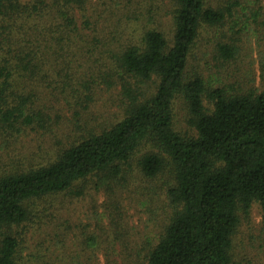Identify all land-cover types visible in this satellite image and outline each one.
Segmentation results:
<instances>
[{"label": "trees", "instance_id": "16d2710c", "mask_svg": "<svg viewBox=\"0 0 264 264\" xmlns=\"http://www.w3.org/2000/svg\"><path fill=\"white\" fill-rule=\"evenodd\" d=\"M9 1L0 0V12ZM47 1L36 0L35 8ZM52 1L83 7L89 0ZM176 3L172 40L152 28L140 43L130 44L121 34L105 30L100 34L96 22L90 32L72 22L67 36L53 39L42 51L52 60L55 51L54 66L62 67L53 82H46L50 73L40 69L53 64L36 62L39 38L26 45L33 76L54 84L68 102L71 128L69 123L60 124L62 114L54 115V109L33 101L32 92L15 95L9 80L12 71L0 60L3 144L7 134L37 128L51 131L47 144L57 149L51 160L37 166L21 160L22 154L0 156V264L19 263L21 230L31 221L35 202L53 203L93 188L110 196L140 188L154 205V180L167 164L173 174L165 189L169 211L157 242L147 237L135 241L134 247L125 245L131 241L124 238L129 233L127 221L117 210L111 214L115 238L106 236L104 242V235L86 232L80 241L83 253L106 244V253L115 252L117 258L109 264H233L239 210L248 211L259 202L264 214V86L244 85L224 70L238 55V47L228 42L208 47L222 67H216L218 74L207 77L193 69L194 48L203 31L224 25L237 6L245 8L243 1ZM81 41L87 47L85 55ZM100 48L105 55L101 66L95 59L96 52L102 57ZM31 81L44 87L39 80ZM112 90L116 97L109 99L107 109H97V95ZM178 99L187 107L193 135L175 126ZM134 167L142 182L133 174Z\"/></svg>", "mask_w": 264, "mask_h": 264}, {"label": "rangeland", "instance_id": "374dc122", "mask_svg": "<svg viewBox=\"0 0 264 264\" xmlns=\"http://www.w3.org/2000/svg\"><path fill=\"white\" fill-rule=\"evenodd\" d=\"M240 1H243L245 8L237 6L234 10L235 15L224 25L213 29L206 28L203 31L201 35L203 39L194 48L193 69L194 72L205 74L207 77H211L214 72L218 74L216 67L221 66L208 52V47L211 48L214 42H228L238 47V55L224 70L235 75L244 85L264 86V0ZM35 2L36 0H11L0 12V60L12 71L9 80L15 95L32 92L30 96L33 97V101L46 109H54V115L57 112L62 114L60 124L69 123L70 128L71 108L68 102L59 90L53 87L54 84L46 83L55 81L58 72L62 70V67L54 66L55 51L53 60L42 52L46 50L50 41L53 39L57 41V37L60 38L64 33L67 36V29L72 22L88 32L95 30L92 23L96 22L98 26L96 29L100 34L118 33L121 34L122 41L130 44L140 43L145 32L152 28L162 30L170 40L173 39L176 0H89L83 7L72 6L64 1L48 0L38 9L35 8ZM118 25L124 29L116 28ZM213 33H218L216 38L212 36ZM36 38L40 40L36 62L53 64L52 67L40 68L50 73V81L45 82L33 76L34 67L32 68L29 52L25 47ZM117 41L120 40H115L112 45ZM83 43L81 41L79 46L82 47L80 51L83 50L81 53L85 55L84 50L87 47L84 44L83 48ZM75 52L79 53L78 49ZM100 52L102 57L100 58V54L96 52L95 59H99L101 66L105 55L102 48ZM87 64L89 65L88 61ZM32 78L39 80L44 87L39 88L36 82L31 81ZM2 82L0 81V85ZM113 94L116 97L114 90L99 93L96 97L97 109L105 111ZM174 114L175 126L180 132L185 135L195 134V129L188 123L187 107L181 99L176 101ZM50 134V130L37 128L7 134L6 145L3 144L6 139H0V156L11 153L18 157L17 154H22L23 157H19L21 160L25 161V158L32 160L35 166L47 162L57 151L47 144ZM147 148L145 146L139 150L134 161H137L141 151ZM133 174L140 180L139 182L143 181L137 167L133 168ZM172 179V168L167 164L163 173L154 180L157 190L153 196L154 205L140 188H134L132 193L125 192L124 195L116 193L114 196H110L104 190L93 188L81 196L54 199V204L47 201L35 202L32 204L31 221L21 230L23 242L19 250L18 264L114 262L117 260L116 253L108 255L105 251L106 244L95 252L90 250L84 254L80 241L86 232L104 235V242L107 240L106 236L115 238L111 230V224L114 222L111 214L114 212L115 215L117 210L127 221L126 228L129 233L124 238L131 241L125 245L134 247L137 244L135 241L139 238L145 241L147 237L157 242L166 220L165 211H169L165 189L171 185ZM92 183L91 181L90 184ZM238 215L240 221L233 235L231 250L233 264H264V214L261 204L254 202L248 211L240 209ZM119 248L122 249L121 244Z\"/></svg>", "mask_w": 264, "mask_h": 264}]
</instances>
